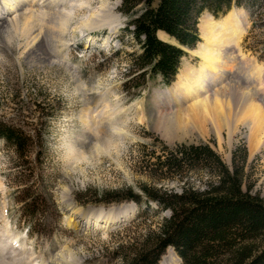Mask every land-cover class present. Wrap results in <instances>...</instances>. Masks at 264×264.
I'll list each match as a JSON object with an SVG mask.
<instances>
[{
    "label": "rangeland",
    "instance_id": "rangeland-1",
    "mask_svg": "<svg viewBox=\"0 0 264 264\" xmlns=\"http://www.w3.org/2000/svg\"><path fill=\"white\" fill-rule=\"evenodd\" d=\"M17 1L29 6L24 14L31 16V33L47 28L52 37L44 47L29 48L25 20L17 18L20 10L0 33V122L29 137L23 158L0 141V264H47L65 249L78 254L75 264H125L119 247L139 248L169 217L144 196V187L180 194L186 185L203 190L210 180L201 170L182 180L160 170L157 157L180 146H209L229 169L233 153L242 148L246 186L264 206V114L204 134L169 129L181 106V87L201 62L198 28L200 41L194 49L184 48L177 75L167 85L159 76L141 79L142 73L131 70L130 61L140 49L125 30L122 0H64L56 19L43 15L50 0ZM260 5L233 6L225 17L243 27L237 44L253 82L247 93L264 113V3ZM205 16L223 18L204 12L198 25ZM163 41L174 44L166 36ZM108 112L116 130L105 121ZM128 190L140 197V204L106 203L98 196H121ZM33 199L37 203L28 206ZM119 211L127 213L126 220L106 232L80 233L67 222L78 213L94 218Z\"/></svg>",
    "mask_w": 264,
    "mask_h": 264
},
{
    "label": "trees",
    "instance_id": "trees-1",
    "mask_svg": "<svg viewBox=\"0 0 264 264\" xmlns=\"http://www.w3.org/2000/svg\"><path fill=\"white\" fill-rule=\"evenodd\" d=\"M263 3L264 0H122L120 12L128 19L125 30L140 49L130 61L131 70L142 73L141 79L148 74L159 76L169 85L185 56L181 48L194 49L200 41L197 26L204 12L218 19L233 6L248 8ZM159 32L174 44L159 40ZM0 141L23 158L29 137L20 128L0 122ZM161 158L157 157L160 170L167 175L182 180L185 174L201 170L208 173L210 180L203 190L186 185L180 194L144 187V196L160 211H168L169 217L144 237L139 248L119 247L125 264H158L168 248L174 250L181 264H264V206L246 186L245 151L239 148L233 153L231 169L206 145L180 146ZM98 196L106 203H141L130 190L121 196ZM37 201L33 199L28 206Z\"/></svg>",
    "mask_w": 264,
    "mask_h": 264
},
{
    "label": "bare ground",
    "instance_id": "bare-ground-1",
    "mask_svg": "<svg viewBox=\"0 0 264 264\" xmlns=\"http://www.w3.org/2000/svg\"><path fill=\"white\" fill-rule=\"evenodd\" d=\"M0 1L2 3H0V33L9 29L6 28L9 21H6L12 14L14 15L20 10L22 13L17 18L25 20L23 31L29 40V48L38 47L39 49L47 44L45 41H50L52 34L47 28L43 32L38 29L37 33H31L29 28L32 24L29 22L31 16L24 14L29 8L26 3H20L17 0ZM59 1H62L60 8L57 6ZM64 6V0H50L44 6L43 15L47 16V19L61 17L62 14L59 11ZM223 18L213 21L211 17L205 16L198 25L203 44L200 45L196 54L201 62L190 73L187 84L181 87L182 96L177 101L181 106L178 107V110L176 109L177 114L174 113L175 116H172L169 122V129L172 133L178 132L185 135L193 130L200 134H204L207 130L216 132L221 128H231L232 123L243 122L246 119L251 120L254 117L257 118L258 114H264L259 105H254L251 102L247 93L253 82L249 75V64L240 53L237 44L243 27L236 20L232 21V18ZM158 38L163 41L165 35L158 33ZM110 115L111 113L108 112L106 120L102 119V121H108L113 116ZM256 118L254 120L258 122ZM109 122L110 120L107 123L109 124ZM100 126L105 128L102 123ZM109 126L111 130H116L111 123ZM126 218L127 213L122 211L94 218H83V215L78 213L73 215L72 219L68 218L67 222L77 232L92 233L94 231L106 232L113 225L124 222ZM170 251L172 252V250ZM171 252L164 256L158 264H179V259ZM75 262H79L78 254L65 249L62 254L54 255L47 264H75Z\"/></svg>",
    "mask_w": 264,
    "mask_h": 264
}]
</instances>
